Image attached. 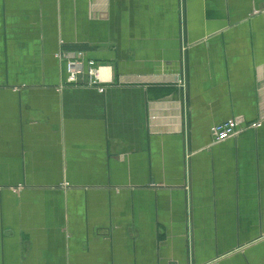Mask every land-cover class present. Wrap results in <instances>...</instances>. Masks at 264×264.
Returning a JSON list of instances; mask_svg holds the SVG:
<instances>
[{
    "label": "crops",
    "instance_id": "0c3cea01",
    "mask_svg": "<svg viewBox=\"0 0 264 264\" xmlns=\"http://www.w3.org/2000/svg\"><path fill=\"white\" fill-rule=\"evenodd\" d=\"M0 264H264V0H0Z\"/></svg>",
    "mask_w": 264,
    "mask_h": 264
},
{
    "label": "built area",
    "instance_id": "2783aa9c",
    "mask_svg": "<svg viewBox=\"0 0 264 264\" xmlns=\"http://www.w3.org/2000/svg\"><path fill=\"white\" fill-rule=\"evenodd\" d=\"M56 57L62 62L64 67L65 83L68 85H87L95 86L101 91L105 88V81L101 77L103 64L96 59L89 57L87 52L82 49L61 48ZM178 85L183 88L186 86V76L180 75L177 78ZM263 119L248 124L247 127H260ZM241 120L239 118H230L224 122L215 124L211 131L215 141H222L233 136L238 131Z\"/></svg>",
    "mask_w": 264,
    "mask_h": 264
}]
</instances>
